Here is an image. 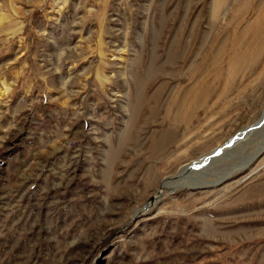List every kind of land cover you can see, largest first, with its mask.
Returning a JSON list of instances; mask_svg holds the SVG:
<instances>
[{
	"label": "rangeland",
	"instance_id": "1",
	"mask_svg": "<svg viewBox=\"0 0 264 264\" xmlns=\"http://www.w3.org/2000/svg\"><path fill=\"white\" fill-rule=\"evenodd\" d=\"M263 111L264 0H0V264H264V129L150 204Z\"/></svg>",
	"mask_w": 264,
	"mask_h": 264
},
{
	"label": "bare ground",
	"instance_id": "2",
	"mask_svg": "<svg viewBox=\"0 0 264 264\" xmlns=\"http://www.w3.org/2000/svg\"><path fill=\"white\" fill-rule=\"evenodd\" d=\"M200 94H202V92L199 93V95ZM263 129H264V111L260 119H258L255 123L248 125L244 129L239 131L235 136L231 137L224 145L216 147L209 154L204 155L198 158L197 160H194L188 164L183 165L179 169L177 174L167 177L163 181L162 188L159 189V194L156 196L155 201L153 203H150L151 207L152 205L158 202L161 194H163V191L165 189H168L171 192H173L181 188H207L218 185L226 177H228L229 174H231L234 171H230L228 174L227 173L224 174L222 177H220L217 180H210L207 178L209 174L208 172L209 168L219 161L222 162V160L226 158H233V156L237 155V150H240V148L236 147L237 145L245 144L246 143L245 141L247 139L263 131ZM263 151H264V142L262 146L259 148V150L253 154L250 153L247 156V159L241 157L243 158V162L240 164V170L248 168L251 161L254 158H256L259 154H262ZM147 204L148 205H146V208H143L142 210H138L137 214L146 212V210H148L150 207L149 203Z\"/></svg>",
	"mask_w": 264,
	"mask_h": 264
},
{
	"label": "water",
	"instance_id": "3",
	"mask_svg": "<svg viewBox=\"0 0 264 264\" xmlns=\"http://www.w3.org/2000/svg\"><path fill=\"white\" fill-rule=\"evenodd\" d=\"M156 196H157V195H156ZM156 196L151 198V202H152V203L155 201Z\"/></svg>",
	"mask_w": 264,
	"mask_h": 264
}]
</instances>
